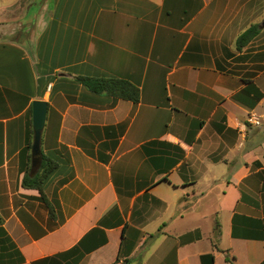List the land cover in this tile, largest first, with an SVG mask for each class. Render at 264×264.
<instances>
[{
    "label": "crops",
    "instance_id": "obj_1",
    "mask_svg": "<svg viewBox=\"0 0 264 264\" xmlns=\"http://www.w3.org/2000/svg\"><path fill=\"white\" fill-rule=\"evenodd\" d=\"M21 1L0 0V264H264V0ZM39 100L42 197L19 170Z\"/></svg>",
    "mask_w": 264,
    "mask_h": 264
},
{
    "label": "trees",
    "instance_id": "obj_2",
    "mask_svg": "<svg viewBox=\"0 0 264 264\" xmlns=\"http://www.w3.org/2000/svg\"><path fill=\"white\" fill-rule=\"evenodd\" d=\"M256 26H252L242 33L236 40V49L240 51L244 48L250 40L255 36ZM72 79L84 87L87 91L96 94L112 97L116 100H125L132 103L139 101V90L136 86L124 79H111V78H92L76 76ZM262 96V95H261ZM30 116V113H29ZM32 126L29 118L28 122V136L25 147L20 152L19 170L24 173L22 179V187L26 189L38 190L43 196L42 184L45 179L55 170L58 163L46 156L41 148L40 166L33 165L31 162L30 148L32 142ZM79 143V142H78ZM88 155H93L87 146L80 145ZM38 169V170H37ZM40 197V198H41ZM47 208L48 203H45ZM51 214V212H49ZM3 220L0 218V233H4L2 228ZM218 225H216V232L219 233ZM201 264H214V256L212 254H206L200 256ZM115 264V263H113Z\"/></svg>",
    "mask_w": 264,
    "mask_h": 264
},
{
    "label": "water",
    "instance_id": "obj_3",
    "mask_svg": "<svg viewBox=\"0 0 264 264\" xmlns=\"http://www.w3.org/2000/svg\"><path fill=\"white\" fill-rule=\"evenodd\" d=\"M264 26V23H263ZM32 142L30 148L31 161L39 168L41 157L42 133L47 116V103L45 101H33L31 104Z\"/></svg>",
    "mask_w": 264,
    "mask_h": 264
},
{
    "label": "built area",
    "instance_id": "obj_4",
    "mask_svg": "<svg viewBox=\"0 0 264 264\" xmlns=\"http://www.w3.org/2000/svg\"><path fill=\"white\" fill-rule=\"evenodd\" d=\"M246 122L254 126H260V122L255 114L248 115Z\"/></svg>",
    "mask_w": 264,
    "mask_h": 264
},
{
    "label": "rangeland",
    "instance_id": "obj_5",
    "mask_svg": "<svg viewBox=\"0 0 264 264\" xmlns=\"http://www.w3.org/2000/svg\"><path fill=\"white\" fill-rule=\"evenodd\" d=\"M7 1V3L9 4L12 0H6ZM28 1V0H27ZM37 0H34V2H36ZM24 2H26V0H23V1H21V3H19L18 5H20V6H22V4L24 3ZM19 6V7H20ZM19 10V9H18ZM34 12H36V10H35V7H32V9H31V13H29V18L31 19L32 17H33V15H34ZM1 16H3V15H0V18H2ZM8 16V15H7ZM19 16V15H18ZM29 21H31V20H29ZM28 20H26V21H22V23L24 22L25 24L27 23V22H29ZM263 22H264V20H263Z\"/></svg>",
    "mask_w": 264,
    "mask_h": 264
}]
</instances>
